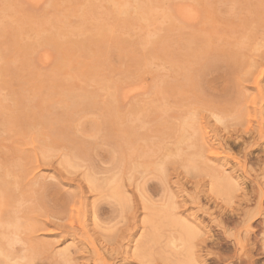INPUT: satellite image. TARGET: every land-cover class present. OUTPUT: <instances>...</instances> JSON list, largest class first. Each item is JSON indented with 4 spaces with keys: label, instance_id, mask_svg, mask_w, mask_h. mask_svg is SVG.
<instances>
[{
    "label": "rangeland",
    "instance_id": "obj_1",
    "mask_svg": "<svg viewBox=\"0 0 264 264\" xmlns=\"http://www.w3.org/2000/svg\"><path fill=\"white\" fill-rule=\"evenodd\" d=\"M0 264H264V0H0Z\"/></svg>",
    "mask_w": 264,
    "mask_h": 264
},
{
    "label": "bare ground",
    "instance_id": "obj_2",
    "mask_svg": "<svg viewBox=\"0 0 264 264\" xmlns=\"http://www.w3.org/2000/svg\"><path fill=\"white\" fill-rule=\"evenodd\" d=\"M182 12H183V11H182ZM183 14H184V16H186L187 14L189 15V11H187V12L185 11V12H183ZM192 14H193V13H192ZM189 16H190V15H189ZM189 16H188V17H189ZM191 16H192V15H191ZM191 16H190V17H191ZM194 17H195V16H194Z\"/></svg>",
    "mask_w": 264,
    "mask_h": 264
}]
</instances>
